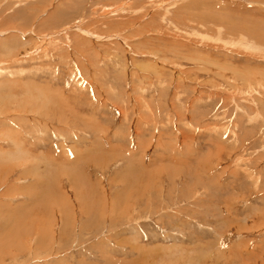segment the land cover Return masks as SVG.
<instances>
[{"label": "rangeland", "instance_id": "obj_1", "mask_svg": "<svg viewBox=\"0 0 264 264\" xmlns=\"http://www.w3.org/2000/svg\"><path fill=\"white\" fill-rule=\"evenodd\" d=\"M0 264H264V0H0Z\"/></svg>", "mask_w": 264, "mask_h": 264}]
</instances>
